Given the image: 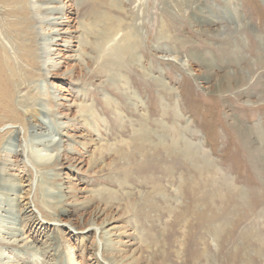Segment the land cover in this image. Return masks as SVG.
<instances>
[{
  "label": "rangeland",
  "instance_id": "obj_1",
  "mask_svg": "<svg viewBox=\"0 0 264 264\" xmlns=\"http://www.w3.org/2000/svg\"><path fill=\"white\" fill-rule=\"evenodd\" d=\"M24 7L34 46L20 61L8 43L0 101V264H264V0Z\"/></svg>",
  "mask_w": 264,
  "mask_h": 264
},
{
  "label": "bare ground",
  "instance_id": "obj_2",
  "mask_svg": "<svg viewBox=\"0 0 264 264\" xmlns=\"http://www.w3.org/2000/svg\"><path fill=\"white\" fill-rule=\"evenodd\" d=\"M0 4H1L0 5V19L2 20V21L0 20L1 21L0 22V101H1L2 99L5 100L4 99L5 97L11 95V90H10L9 85L14 81L15 76H17V72L15 69L17 65L20 63L18 62L19 59L15 58L16 56H13L10 52L11 47H14V46H10L8 45V43L12 44L15 39L17 41L16 45L21 51L20 61H26L27 59L26 54L30 49H32V47L34 46V42H32V39H33L32 34L31 35L25 34L28 31L29 26L31 24L30 22L25 23L26 20L24 21L23 14L26 15L27 13V9L26 7H24V0H15V1L14 0H0ZM15 15H16V18H13V19L9 18V16L15 17ZM56 19L57 18H53V20H51L50 22L54 21L53 23H58L56 22ZM19 22L22 23V26L19 25ZM54 33H57L56 29L52 30V32H49L48 35H50V37L48 38V40L46 39L47 43L49 44L57 43L58 37L57 38L55 37L56 34L51 36V34H54ZM105 48H107L106 45L102 47V50L104 51ZM22 50L24 51L23 53H22ZM106 51L107 50H105L104 52L107 54L108 51L107 52ZM28 59L30 58L28 57ZM241 78L242 77L240 76L238 77V75L225 76L224 78L221 79L222 83L220 82L214 85V87H212V90L214 92H219L223 89H232L235 87H240L241 84L243 83V80ZM2 103H5V102L2 101ZM46 125L48 126L47 122H46ZM36 127L32 126V132H33L32 135L35 136V138L37 139L40 145H43L45 147H49V146L54 147L58 143L59 139H57L55 134L51 132V128H49L50 131L48 129L46 131H42L39 125H38L39 129H37ZM51 157L52 156H49V155L39 154L38 161L39 163L46 162V161L51 160L50 159ZM27 161L28 159L25 157V159H23V162L26 163ZM31 185L32 184L30 183L19 185L17 195L22 199V201L25 200V196L27 192L29 193L30 190H32V187L30 188ZM39 215L41 214L37 213L38 217ZM30 254L37 261H39V258H38L39 256L37 254H35L34 252ZM64 264H78V263L75 260V256L72 253H70L69 257L64 262Z\"/></svg>",
  "mask_w": 264,
  "mask_h": 264
}]
</instances>
